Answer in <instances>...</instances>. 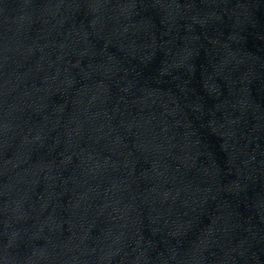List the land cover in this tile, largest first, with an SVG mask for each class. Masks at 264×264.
I'll list each match as a JSON object with an SVG mask.
<instances>
[{
    "label": "water",
    "instance_id": "water-1",
    "mask_svg": "<svg viewBox=\"0 0 264 264\" xmlns=\"http://www.w3.org/2000/svg\"><path fill=\"white\" fill-rule=\"evenodd\" d=\"M0 144L74 264H264V0H0Z\"/></svg>",
    "mask_w": 264,
    "mask_h": 264
}]
</instances>
